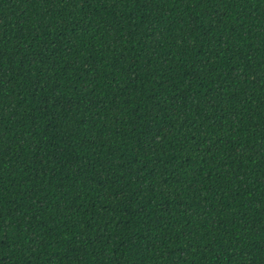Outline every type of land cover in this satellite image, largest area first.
<instances>
[{
    "label": "trees",
    "instance_id": "16d2710c",
    "mask_svg": "<svg viewBox=\"0 0 264 264\" xmlns=\"http://www.w3.org/2000/svg\"><path fill=\"white\" fill-rule=\"evenodd\" d=\"M0 264H264V0H0Z\"/></svg>",
    "mask_w": 264,
    "mask_h": 264
}]
</instances>
